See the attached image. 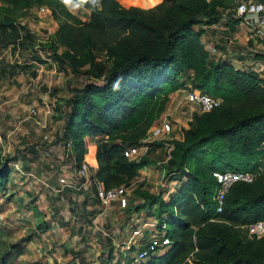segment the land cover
<instances>
[{"label":"trees","instance_id":"16d2710c","mask_svg":"<svg viewBox=\"0 0 264 264\" xmlns=\"http://www.w3.org/2000/svg\"><path fill=\"white\" fill-rule=\"evenodd\" d=\"M68 1L83 2L91 8V15L88 20L75 18L73 21L57 16L61 40L66 39L69 46L80 44L92 58L95 54L90 49L99 48L112 60L101 70L105 76L102 83H85L69 102L65 131L71 139L77 167L87 160L90 167H95L96 178L106 187L131 181L143 169L144 156L128 158L124 150L142 146L147 130L156 124H150L147 118L140 123L139 115L145 109H152L153 98L159 104L166 103L170 92L188 83L214 97L225 95L223 100L218 97L219 104L208 110L224 121L210 126L191 122L186 139L175 140L173 153L171 149L169 151L167 162H170L169 166H176L171 170L170 179L184 178L189 173L185 162L207 143H222L221 154L229 152L242 158L256 157L254 151L264 144L262 80L254 73L235 69L224 60L210 63L201 60L200 65L191 68L184 54L192 59L200 56L181 49L186 41L196 40L201 53L206 55L204 45L198 39L200 32L193 31L192 27L202 19L208 23L216 22L220 17L219 0H161L149 9L137 5L126 7L118 0ZM0 2L1 8L13 12L30 5L32 0ZM180 2H184L187 13L175 16L170 9ZM156 10L162 12L157 19L153 16ZM231 19L240 20L233 16ZM136 29L139 33L134 35ZM134 36H140L141 42L136 44ZM116 43L123 49L117 50ZM74 54L67 59L76 69L72 62ZM92 58H89L91 69L88 72L101 76L93 67L101 68L104 63H96L94 59L97 58ZM227 96H233L239 102L230 104L226 101ZM126 128L128 136L120 142L112 139L116 132ZM93 136L101 138L99 143H93ZM86 144H89V150ZM90 151L92 158L88 155ZM174 152L179 157H174ZM214 169L224 168L189 173L188 179L171 198H158L157 224L166 221L173 227L167 230L171 240L168 250L150 258V264H192L185 261L191 254L193 264H264V258L247 254L252 242L257 243L264 254V238L241 243L239 231L241 226L264 219V185L258 186L261 177L252 182H235L226 194L222 210L215 213L212 201L216 185ZM9 173L7 160H0V188L7 182ZM166 210L172 213L170 217ZM0 231L7 230L0 228ZM0 244L1 264H12L19 252L5 249L4 240H0Z\"/></svg>","mask_w":264,"mask_h":264},{"label":"crops","instance_id":"0c3cea01","mask_svg":"<svg viewBox=\"0 0 264 264\" xmlns=\"http://www.w3.org/2000/svg\"><path fill=\"white\" fill-rule=\"evenodd\" d=\"M148 1L151 3L146 7H152L161 0ZM237 1L231 8L219 5L220 17L216 22L206 25L198 22L195 25L203 28V44L212 57L228 62L237 70L256 74L264 84L261 69L264 61V13L251 14L241 20L231 19ZM76 9L82 11L83 15L77 11L74 13ZM53 10L56 17H66L68 21L75 20V16L88 20L91 15V8L83 2L71 3L68 0H32L30 5L21 6L13 12H0V145L9 152L29 139V144L36 146V143H40L42 151L38 156L33 146H27L28 152L25 151L23 156L0 157L2 162L7 160L10 168L7 182L0 190L6 195L9 192L7 188L11 189V185L20 182L24 192L35 196L33 199L37 203L31 206L36 210L37 204L41 209L34 214L32 223L35 221L38 227L55 228V234L51 237H60V241L61 237H69L74 242H80V254L60 255L59 261L68 264H107L102 258L114 256L113 262L120 259V264H136L132 262L131 254L118 245L120 231L125 224L116 213L124 211L129 204L119 207L114 201L109 205L101 203L96 192L94 166L92 173L96 179L85 182L84 178H80L79 182L84 184L80 189H56L61 184L58 178L61 175L76 176L77 168L75 151L65 131L69 112V97L66 96L68 81L65 75L57 71L71 68L69 73L76 78L78 71L63 56V51L60 56L51 55L53 59L42 53L41 42L46 37L51 40L48 33L57 26ZM33 26L44 31L46 27L52 29H48L44 35L40 30L41 37L36 39L31 35ZM55 36L59 38L60 35L55 33ZM46 68L53 73L47 72ZM29 106L36 107L34 115H29ZM50 134L51 137H48ZM45 136L47 140L43 139ZM148 147V142L140 147L142 156H146ZM91 153L88 154L90 157ZM10 179H16L15 184L10 183ZM134 180L137 183L140 179ZM54 209L56 213H53ZM14 214L16 218L20 217L18 212ZM135 219L141 225L145 223L146 228L157 223V218L144 222H139L137 217ZM47 230L53 232V229ZM239 231L240 237L244 236L243 230ZM29 241L28 245L32 248ZM149 260L139 264L148 263Z\"/></svg>","mask_w":264,"mask_h":264},{"label":"rangeland","instance_id":"374dc122","mask_svg":"<svg viewBox=\"0 0 264 264\" xmlns=\"http://www.w3.org/2000/svg\"><path fill=\"white\" fill-rule=\"evenodd\" d=\"M121 3H123V6H131V5H137L140 7H143L144 9H149V7H146L151 2L148 0H120ZM188 1V0H187ZM220 6H226L231 8L235 4V0H219L218 3ZM7 8V7H6ZM9 8H7L8 10ZM1 10V9H0ZM8 12L5 9L1 10L0 12ZM79 12L81 15L82 11L76 9L74 10ZM170 12L175 15H185L187 13V9L185 8L184 2L177 3L173 5L170 9ZM9 13V12H8ZM162 13L160 10H156L153 12V16L157 19L159 14ZM53 16L56 17V11L53 10ZM30 17V16H29ZM75 18H79L75 16ZM53 23V22H52ZM201 24H208L207 21L201 20L199 21ZM197 24V23H196ZM34 25V24H33ZM195 25V24H194ZM193 25L192 29L193 31H199L200 32V38L199 42L203 44V40L201 37V32L203 28L201 26L195 25V28ZM31 31V35L34 38H40V30L41 34H47L48 29H52L49 27H46L44 31L43 29L33 26ZM138 32V29L134 31L135 33ZM55 33L59 35V24L57 22V26L55 30L48 33L51 40H48L47 37L44 38V41L41 42L42 53H44L45 57L49 56V58L53 59V54H61L63 51V54L65 57H70L72 54H74L75 58L72 62H74V65L77 69V78L75 76H72L69 71H72L71 68H68L69 70L65 71H57L58 74L65 75L66 81L68 86L66 87L68 89L66 96H68V101L70 102L71 97L77 93V91L80 90L82 85L85 83H93L94 81L97 83H102L105 80L104 71H101L104 69L107 65H109L112 60L111 56H106V53L102 51L99 48L96 49H90L91 52H94V59L90 57L91 54H89L86 50L80 46V44H76L75 46H69L66 45L67 40L63 39L61 40L60 36L59 38L55 36ZM139 33V32H138ZM47 39V40H46ZM136 40V44L141 42L140 36H134ZM39 40V39H38ZM133 40V41H135ZM41 41V40H40ZM117 50H122V45H117ZM204 45V44H203ZM52 47V48H51ZM205 48V47H204ZM182 51L185 50L187 53L192 52L193 54L197 53L200 57L198 59H192L190 55H185L187 64L191 66V68H194L198 65H200V62L208 61L215 62L222 59H215L212 57L211 54H209L208 51H206V55L203 56L200 50V45L196 40L194 41H186L184 45L182 46ZM206 50V49H205ZM73 52V53H71ZM52 55V56H51ZM189 57V59L187 58ZM78 57V58H77ZM89 58H92L96 61V63H104L101 68L99 66L95 65L93 69L95 71H99L101 76H94L88 70L89 68ZM105 60H100V59ZM223 61V60H222ZM109 63V64H107ZM68 66V65H67ZM69 67V66H68ZM89 68V69H88ZM47 72H50V69H47ZM43 74H45L43 72ZM36 84V83H35ZM71 84V85H70ZM32 86V85H31ZM33 88V87H32ZM217 97H219L221 100L225 97V95L218 94ZM234 97L227 96L226 101L230 104H237L239 102V99H233ZM155 101L154 104H152V109L148 110L145 109L142 114L139 115V122L141 123L144 118H147V120L150 122V124L158 123L163 120H168L171 122L172 130H170L166 137L163 138V140H149L148 141V150L146 151V156L144 157L143 162V169L139 171V174L136 175L133 179L138 178L140 179L137 181V183H133L132 190L129 196V206L123 211H118L117 217L121 218L124 222L125 226L129 223L132 226L135 223H138V221L135 219L137 217L139 219V222H144L146 220H153L155 218L158 219V213H159V206H158V198H163L164 200H168L171 198L172 193H176L182 185L185 183V181L188 179V174L190 175L195 171H206L210 170L211 168L217 167V168H254L256 171H258V178L261 177L258 181V186L263 183L264 185V144L261 148H257L254 152L256 153V157L250 156L246 158L237 157L236 155L229 154L227 152L226 154H221L220 147L222 150H224V145L220 142L218 143H207L202 146V148L198 149L199 152L191 154L190 158L188 159V162H185L186 170L189 171V173L182 178L181 180H178L176 178H171V170L175 169L174 166H169L170 162L168 163L166 160V157L169 154V151L175 148V140H184L187 137V130L189 129L191 122L194 124L200 123V124H206V125H213L216 123L223 122V118L215 113H212L211 111H203L199 107H197L196 103L191 102L187 100L184 96V91L181 89L174 90L169 93V99L162 104H159L155 98L152 99V101ZM246 107V106H245ZM242 107V108H245ZM28 113L29 115H34L36 112V107L29 106L28 107ZM66 108H68L66 106ZM70 110V105H69ZM194 113L196 114V117L194 116ZM28 117V114H27ZM150 126V125H149ZM148 126V127H149ZM43 127V126H42ZM127 129L121 130V132H116L115 136L112 137V139L116 138L118 142H120L121 138L128 136ZM148 129V128H147ZM121 136V137H120ZM46 137V136H45ZM48 137H51V134L48 135ZM32 139V138H31ZM44 140H47L46 138H43ZM100 137H92V141L94 144L99 143ZM29 139H26L25 142L21 143V146H16L13 150H9V152L6 150V148L3 149V147L0 145V157L2 158H9V157H16V156H23L25 154V151L28 149L27 146H33L35 150V154L38 156L41 154V145L40 143L29 144ZM87 145V149H90L89 144ZM85 145V146H86ZM171 149V150H170ZM28 152V151H26ZM174 157H179L176 152H174ZM85 159V157H84ZM86 160V159H85ZM87 162V160H86ZM88 163V162H87ZM20 164V163H19ZM76 174V170H75ZM70 177H66V182L69 184L75 183V179L77 178V174L75 175H69ZM16 179H19L17 177ZM10 179V183L15 184V181ZM59 180V178H58ZM261 180V181H260ZM60 182V181H59ZM129 182V181H128ZM126 182V183H128ZM60 186H63V182H60ZM125 183V182H122ZM257 186V183H256ZM11 189L7 188L9 192H7L6 195H4V192L0 190V228L7 231H0V240H4L5 242V249L9 248L11 250H16L19 252L18 256L16 257V260L13 261L12 264H68L64 263L63 261H59L60 255H75L80 254V249L82 247H79L80 242L72 241L69 237H60L55 238L51 237L53 234H55L54 230L55 228L50 227H38L36 226V222L32 221L34 220V214L36 212H40L41 209L39 208V205L36 204V210L33 206L35 201L33 198H35L33 193H26L24 192L23 188L21 189L20 182H17L15 185H11ZM67 188V186H63V189ZM9 193V194H8ZM11 193V194H10ZM53 200V199H52ZM56 203V202H55ZM67 203V202H66ZM56 205L59 206L57 203ZM69 204H66V206ZM203 205V204H202ZM204 207V205H203ZM66 208V207H65ZM69 209H71V206H69ZM114 211V210H113ZM19 213V218L15 217L14 213ZM57 210L54 209L53 213H56ZM165 213L167 214V217H170L171 212L169 210H166ZM120 214V216H119ZM134 214V216H132ZM54 216V214H53ZM153 217V218H152ZM141 218V220H140ZM50 222V221H49ZM167 230L172 229L173 225L166 224ZM47 229H53V232L51 230ZM38 230V231H37ZM47 231L44 233L43 231ZM49 232V233H48ZM43 233V234H42ZM28 238H31L29 241ZM29 244L32 246L29 247ZM251 241H246L245 236H241V243H248ZM253 246H250L247 248V254L256 256L260 259L264 258V254L258 249L257 243L252 242ZM2 251V246L0 244V252ZM114 256L109 257H103L105 259V262L107 264H120V259H117L116 262H113ZM193 255H189V257L186 258L185 261L189 263L193 262ZM58 260V261H57ZM133 262V261H132ZM135 263V262H134ZM1 264V262H0ZM7 264V263H4ZM145 264H150L145 263Z\"/></svg>","mask_w":264,"mask_h":264},{"label":"built area","instance_id":"2783aa9c","mask_svg":"<svg viewBox=\"0 0 264 264\" xmlns=\"http://www.w3.org/2000/svg\"><path fill=\"white\" fill-rule=\"evenodd\" d=\"M260 13H264V0H238L232 11V16L241 20L249 17L251 14ZM261 69L264 73V61L261 63ZM181 88L184 91L185 98L196 103L197 107L203 111H208L214 108L220 102L218 97H214L205 91L197 89L189 83ZM170 130H172V127L171 122L168 120H163L159 123L153 124L149 127L145 137L143 138V145H145L149 140H163ZM140 147L141 146L127 147L124 150V155L132 159L139 158L143 155L140 153ZM168 157L169 155L167 158ZM76 174L77 178L73 184L66 182L65 175H61L59 177V181L63 182V186L65 185L67 188L76 190L80 189L82 185H84L79 182L80 178H84L85 182L96 179L93 176L92 167H90L86 161H82L76 168ZM212 174L216 180L212 196L213 207L215 213H219L222 210L229 188L235 182H252L258 177L259 173L254 168H224L214 169ZM134 181L136 180L106 187L102 181L96 179L97 196L104 205H109L114 201L119 207H127L129 204V196L131 190L133 189L132 185L135 183ZM63 186H59L56 189L60 191L63 189ZM165 222L166 221H164L161 225L156 223L150 228H146L145 223L143 225L135 223L133 226L128 223L120 231L121 239L118 242V245L121 248L124 247V249L131 254V258L136 264L145 262L154 255L164 253L168 250L171 243L170 237L167 235ZM239 229L243 230L246 240L257 241L264 238V219L246 224L241 226ZM100 231L103 232L102 230Z\"/></svg>","mask_w":264,"mask_h":264}]
</instances>
